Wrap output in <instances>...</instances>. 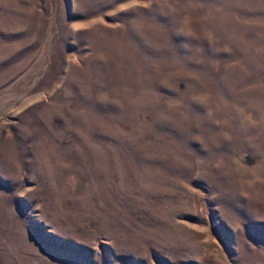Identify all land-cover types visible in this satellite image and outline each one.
I'll return each mask as SVG.
<instances>
[{
  "label": "rangeland",
  "instance_id": "rangeland-1",
  "mask_svg": "<svg viewBox=\"0 0 264 264\" xmlns=\"http://www.w3.org/2000/svg\"><path fill=\"white\" fill-rule=\"evenodd\" d=\"M0 264H264V0H0Z\"/></svg>",
  "mask_w": 264,
  "mask_h": 264
}]
</instances>
